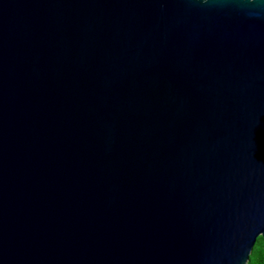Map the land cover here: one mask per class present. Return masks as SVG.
<instances>
[{
	"label": "water",
	"instance_id": "obj_1",
	"mask_svg": "<svg viewBox=\"0 0 264 264\" xmlns=\"http://www.w3.org/2000/svg\"><path fill=\"white\" fill-rule=\"evenodd\" d=\"M264 237V0H0V264H247Z\"/></svg>",
	"mask_w": 264,
	"mask_h": 264
},
{
	"label": "trees",
	"instance_id": "obj_2",
	"mask_svg": "<svg viewBox=\"0 0 264 264\" xmlns=\"http://www.w3.org/2000/svg\"><path fill=\"white\" fill-rule=\"evenodd\" d=\"M247 264H264V237L259 236L256 239L254 248L249 255Z\"/></svg>",
	"mask_w": 264,
	"mask_h": 264
}]
</instances>
